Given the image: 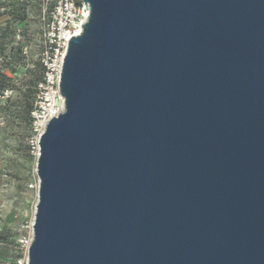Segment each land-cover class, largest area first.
Listing matches in <instances>:
<instances>
[{
    "label": "water",
    "instance_id": "95a60500",
    "mask_svg": "<svg viewBox=\"0 0 264 264\" xmlns=\"http://www.w3.org/2000/svg\"><path fill=\"white\" fill-rule=\"evenodd\" d=\"M83 2L27 264H264V0Z\"/></svg>",
    "mask_w": 264,
    "mask_h": 264
},
{
    "label": "rangeland",
    "instance_id": "374dc122",
    "mask_svg": "<svg viewBox=\"0 0 264 264\" xmlns=\"http://www.w3.org/2000/svg\"><path fill=\"white\" fill-rule=\"evenodd\" d=\"M44 2L0 0V69L11 79V90H6L10 93H0V234L8 240L0 243V264H11L15 250L10 245L16 238L18 244L32 237L38 136L31 132L18 104L23 88L31 86L39 58L38 16ZM18 248L19 258L25 261L24 249Z\"/></svg>",
    "mask_w": 264,
    "mask_h": 264
},
{
    "label": "built area",
    "instance_id": "2783aa9c",
    "mask_svg": "<svg viewBox=\"0 0 264 264\" xmlns=\"http://www.w3.org/2000/svg\"><path fill=\"white\" fill-rule=\"evenodd\" d=\"M46 3L52 5L50 9L44 6L41 12L39 61L43 67V75L36 86V96L30 112V129L38 139L48 122L64 111V98L59 88L63 58L69 39L80 34L90 12L89 5L84 4L83 0H46ZM9 93L10 91H5L3 95L7 96ZM31 240L32 237L18 241V247L24 249L26 260L19 258L15 264H27Z\"/></svg>",
    "mask_w": 264,
    "mask_h": 264
},
{
    "label": "trees",
    "instance_id": "16d2710c",
    "mask_svg": "<svg viewBox=\"0 0 264 264\" xmlns=\"http://www.w3.org/2000/svg\"><path fill=\"white\" fill-rule=\"evenodd\" d=\"M51 3H46V0L44 2V4H42L41 9L39 10V16H38V23H39V37H40V43H41V12L43 7L45 6L46 9H50L51 8ZM21 50L17 51L16 54H20ZM40 51H41V44H40ZM40 54V52H39ZM14 55V54H12ZM42 75H43V67L40 64L39 58L35 63V72H34V76L33 79L30 80L29 83H31V86H25V88H23V91L21 92V96H20V101L18 106L20 107V110L22 112V115L24 116L25 121L27 122V124L29 125L30 128V112L33 108V102L36 96V86L37 84L41 81L42 79ZM10 89L11 90V79L5 75V73L0 69V93H4L6 90ZM31 130V129H30ZM7 240V236L4 234H0V243H6ZM17 238L14 240V244L10 245V247H13L15 252L14 255L12 256V260H11V264H15L16 260L20 257V255L18 254L17 250L18 248V244H17ZM6 245V244H5ZM9 245H6L5 247V251H9L8 249Z\"/></svg>",
    "mask_w": 264,
    "mask_h": 264
}]
</instances>
